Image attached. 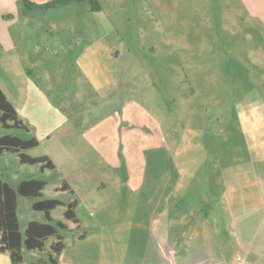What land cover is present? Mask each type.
Returning a JSON list of instances; mask_svg holds the SVG:
<instances>
[{"label":"rangeland","instance_id":"1","mask_svg":"<svg viewBox=\"0 0 264 264\" xmlns=\"http://www.w3.org/2000/svg\"><path fill=\"white\" fill-rule=\"evenodd\" d=\"M96 2L100 11L84 1L77 9L47 12L58 26L49 33L38 19L21 21L13 50L0 47V74L10 60L18 71L31 66L29 85L41 89L33 110L18 105L31 130L0 126V135L34 137L37 146L24 153L47 155L54 164L41 169L4 152L0 178L11 186L42 179V198L77 200L78 227L63 216V205L50 217L70 228L58 229L64 258L74 252L82 264H103L101 247L126 246L116 230L132 220L142 232L152 224L160 229L156 219L168 216L184 168L224 165L230 151L238 155L231 158L235 166L245 168V125L257 111L264 117V29L243 0ZM63 181L72 192L56 189ZM100 182L103 191L94 188ZM38 199L18 196L21 232L30 220H46L32 208ZM108 229L115 231L110 239ZM55 240L49 236L42 250L23 248L21 264H49ZM0 264H11L8 252H0Z\"/></svg>","mask_w":264,"mask_h":264},{"label":"crops","instance_id":"2","mask_svg":"<svg viewBox=\"0 0 264 264\" xmlns=\"http://www.w3.org/2000/svg\"><path fill=\"white\" fill-rule=\"evenodd\" d=\"M29 1L40 5L50 0ZM84 1L87 0L73 1L58 7L27 8L23 6L21 0H0V47L6 54L13 50L15 24L38 19L45 25L44 27H49L45 29V32L49 33L52 27L58 29V26L57 23L48 20L47 12L55 15L73 7L77 9V4ZM243 1L249 16L258 27L264 29V0ZM57 37V46H60L59 34ZM10 59L11 57L8 58L6 55L5 61ZM5 70L6 74H0V88L17 111L20 120L26 125L25 130H31V124L26 122L18 105L21 104L22 110L25 108L33 110L36 106L35 91L40 88L29 85V80L33 77L32 67L25 66L22 71H18L14 69L10 60V65L6 66ZM44 74L46 72L40 75ZM19 78L22 80L21 85H17ZM262 114L257 111L250 116V120L245 125V168L235 166V162L238 161L233 162L231 158L237 160L238 155L232 154V156L231 151L230 154H226L227 160L224 165L218 160L212 166L200 167L192 171L184 168L182 174L185 177L180 186L176 185L177 198L171 201V213H168L165 221L156 219L160 229L155 230L157 226L152 224L151 229L142 232L133 226V222L138 223L139 220L130 221L132 223L126 226L127 229L116 230L119 236L127 238L126 246L101 247V253L104 251L106 255L103 264H264V117ZM47 137H50L49 134ZM1 170L4 174L3 168ZM243 174L245 176L241 177ZM192 182H195L193 185L196 186L195 190L198 193L191 192ZM59 187L56 188L58 191ZM94 188L103 191L106 189V184L100 182ZM70 191L72 192L71 188ZM227 191L228 198L223 196ZM73 223L76 227L79 226V220ZM64 224L67 226L66 223ZM66 229L70 228L67 226ZM113 231L108 229L105 236L108 239L114 237L115 231ZM84 236L85 232H82L78 238ZM87 250L84 255L88 254ZM116 253L121 255L118 257L120 258L118 263H114L112 258ZM74 254L73 252L72 256L64 258L66 255L64 244L59 253L48 256V261L51 256L54 263L49 262V264H82L77 262V257H73Z\"/></svg>","mask_w":264,"mask_h":264},{"label":"trees","instance_id":"3","mask_svg":"<svg viewBox=\"0 0 264 264\" xmlns=\"http://www.w3.org/2000/svg\"><path fill=\"white\" fill-rule=\"evenodd\" d=\"M79 0H50L46 3L36 5L29 0H21L24 7L38 6L41 8L58 7L67 3ZM92 11H99L100 6L96 0H87ZM0 126L4 129L19 128L27 129L26 125L18 117L17 111L0 88ZM38 142L34 137L22 139L12 134L0 135V155L3 152L17 153L21 163L40 164V168L53 169V162L46 156H29L24 153L25 150L37 146ZM46 181L37 178L20 180L15 186H11L0 178V252H8L11 264H21L23 256L21 250H42L45 240L49 236H55L56 240L51 243L50 248L54 253H59L64 247L62 236L58 229H66L67 226L61 222H53L50 212L57 206H65L63 216L77 223L75 215L76 200L68 202L54 197L42 198V190ZM59 190H68L70 187L63 181ZM35 197L38 200L32 203L33 210L42 211L45 221L30 220L26 224L24 231L19 228L17 216V198L18 196ZM49 262L54 263L50 256ZM39 264V263H31Z\"/></svg>","mask_w":264,"mask_h":264}]
</instances>
